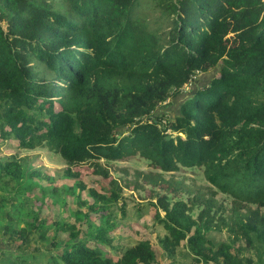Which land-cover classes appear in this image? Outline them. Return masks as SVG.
Instances as JSON below:
<instances>
[{"label": "trees", "instance_id": "1", "mask_svg": "<svg viewBox=\"0 0 264 264\" xmlns=\"http://www.w3.org/2000/svg\"><path fill=\"white\" fill-rule=\"evenodd\" d=\"M212 70L176 115L157 112ZM0 135L55 150L74 178L89 163L107 179L109 165L134 156L164 172L192 170L212 187L193 192L163 179L150 203L163 247L172 254L186 242L194 262L264 264V0H0ZM23 160L0 159V178L24 176ZM122 188L111 177L110 197L98 196L118 200ZM218 192L231 196L229 206ZM2 209L0 200V217ZM211 228L256 242L257 258L215 243ZM36 230H12L9 242L21 243L7 253L11 264L157 257L148 239L113 257V238L98 244L104 228L73 234L54 252L57 240Z\"/></svg>", "mask_w": 264, "mask_h": 264}, {"label": "rangeland", "instance_id": "2", "mask_svg": "<svg viewBox=\"0 0 264 264\" xmlns=\"http://www.w3.org/2000/svg\"><path fill=\"white\" fill-rule=\"evenodd\" d=\"M215 73L216 70H212L197 75L191 86L174 95L171 102L159 106L157 112L169 117L176 115L177 108L173 110V107H177L179 100L190 96L193 90L206 84ZM12 156L24 158L26 170L18 180L8 176L0 178V200L3 204L0 217V255L3 258L0 264L14 263L7 253L21 242L9 240L17 236L12 230L22 228L28 231L33 229L34 235L37 234V228L45 229L47 235L58 242L57 248L55 245L52 247L54 252L62 248L73 234H89L94 229L104 228L107 232L98 237V244L113 238V247L106 248V252L113 257L120 255L134 241L148 239L157 256L153 264H206L193 261L194 254L188 250L186 242H182L172 254L163 247L160 238L166 232L158 225L156 206L150 204L156 202L155 191L159 188L162 192L166 188L167 183L163 179L176 180L193 189V192L207 190L211 186L210 182L192 170L164 172L139 156H134L109 165L110 177L107 179L95 174L89 163L79 165L80 177L74 178L67 175L68 164L55 150L43 146L24 148L14 137L3 138L0 135V159ZM31 172L35 174L30 175ZM111 177L123 186V196L118 200L105 201L98 195L110 197V192L105 191L104 186L108 185ZM188 195L191 194L179 190V196L183 199ZM216 198L228 206L232 202L231 196L222 192H218ZM161 213L164 214L163 211ZM196 214L197 210L194 217ZM5 226H9L10 231L6 232ZM206 233L215 243L228 242L240 257L257 258L256 242L250 244L243 239H233L224 229L211 228ZM36 242H33V247H36ZM209 264L218 263L210 261Z\"/></svg>", "mask_w": 264, "mask_h": 264}, {"label": "crops", "instance_id": "3", "mask_svg": "<svg viewBox=\"0 0 264 264\" xmlns=\"http://www.w3.org/2000/svg\"><path fill=\"white\" fill-rule=\"evenodd\" d=\"M181 100H182V99L179 100V104H180V101H181ZM167 103H168V102H167ZM164 104H166V103H164ZM179 104H177V107H173V110L177 108V111H178ZM177 111H175V112H177Z\"/></svg>", "mask_w": 264, "mask_h": 264}]
</instances>
